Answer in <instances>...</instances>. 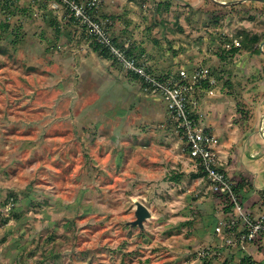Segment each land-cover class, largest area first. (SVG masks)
<instances>
[{"label": "rangeland", "instance_id": "1", "mask_svg": "<svg viewBox=\"0 0 264 264\" xmlns=\"http://www.w3.org/2000/svg\"><path fill=\"white\" fill-rule=\"evenodd\" d=\"M161 1L169 8L158 10ZM252 2L102 0L93 16L161 44L165 67L210 69L228 105L221 143L232 181L241 199L261 187L253 196L264 202V59L228 53L243 33H264V3ZM93 43L57 1L0 0V264H264V245L230 248L215 233L221 204L163 98ZM158 96L161 110L147 101ZM138 203L150 214L142 227L132 224Z\"/></svg>", "mask_w": 264, "mask_h": 264}, {"label": "built area", "instance_id": "2", "mask_svg": "<svg viewBox=\"0 0 264 264\" xmlns=\"http://www.w3.org/2000/svg\"><path fill=\"white\" fill-rule=\"evenodd\" d=\"M61 3L85 28L87 35L105 48L112 60L125 72L138 77L145 93L158 94L166 104V111L174 121L175 128L189 159L208 183V190L219 195L231 206V214L221 209V217L214 231L222 234L225 245L242 248L247 244L264 242V214H252L244 209L234 191V183L227 176L218 158V138L212 132L198 126L190 111L192 94L204 84L213 86L215 78L208 67L183 70L176 75L161 78L130 56L112 39L107 20H96L93 16L102 0H53Z\"/></svg>", "mask_w": 264, "mask_h": 264}, {"label": "crops", "instance_id": "3", "mask_svg": "<svg viewBox=\"0 0 264 264\" xmlns=\"http://www.w3.org/2000/svg\"><path fill=\"white\" fill-rule=\"evenodd\" d=\"M109 22V19L105 17ZM112 19V17H111ZM123 21L116 17L114 18L111 23L110 31L112 39L115 43H117L120 47H122L126 52H128L130 55L136 57L138 60L145 62L148 65H145L149 71L154 73L155 75L159 77H168L171 75H176L179 72V69L174 71L173 69H170L164 66L163 64V56H161L160 52V46L159 47H151L148 48L147 44L144 41H139L136 39L135 35L133 34L130 29L125 26ZM162 63V64H161ZM203 67V66H201ZM197 68V67H195ZM190 70V69H189ZM174 71V72H173ZM211 75L216 79V77L211 73ZM130 80L138 81L133 78H130ZM139 84V85H138ZM138 89H141V83L138 81ZM213 86H209L208 84H204L202 89H199L195 91L191 98H190V111L193 114L194 118L197 121V124L202 129L212 132L215 134L218 138L219 145L217 148L218 152V158L222 164V167L224 168L227 176L232 181L233 179L238 180V177L235 175V172L232 170V165H227L226 163V148L225 146H228L225 141L221 143V137L225 139V136L228 135L227 132H229V126L231 123L228 121V119H225L223 111L228 108V105H224L223 102L218 101V95L216 94L215 90H212ZM147 101L151 103L153 108L160 107L157 103L159 100L158 97H147ZM163 101V100H162ZM222 105V106H221ZM158 106V107H157ZM225 106V107H224ZM159 110V108H158ZM161 110V107H160ZM166 112V109H165ZM259 136V135H258ZM240 156V157H239ZM246 152L244 154L238 155L239 161L241 162L243 158L247 159ZM248 160V159H247ZM230 161V157H229ZM249 175V174H248ZM233 182V181H232ZM253 192H249L250 199H246L244 190L242 193L241 202L244 205H247V209L250 213L256 215L259 214V212L264 211V202H262L261 198L258 195L253 196L254 192L260 191L261 187H257L256 185H253ZM241 196V195H240Z\"/></svg>", "mask_w": 264, "mask_h": 264}, {"label": "trees", "instance_id": "4", "mask_svg": "<svg viewBox=\"0 0 264 264\" xmlns=\"http://www.w3.org/2000/svg\"><path fill=\"white\" fill-rule=\"evenodd\" d=\"M77 1H81V0H77ZM214 6H216L217 8H220V9H226V8H229V9H232V8H234V7H236V5H232V6H229V7H225V6H219V5H217V4H215V3H213L211 0H209ZM252 3H256V4H262L261 2H257V1H253ZM262 5H264V4H262ZM169 2H166V1H161V2H159L158 3V10L160 9H162V7H164L165 9H168L169 8ZM237 6H240V5H237ZM71 18L73 19V20H76L72 15H71ZM95 18V17H94ZM96 19V18H95ZM96 20H98V19H96ZM77 21V20H76ZM78 22V21H77ZM6 25H4V27H5ZM95 42V41H94ZM264 42V33H262V34H253V33H251V34H247V33H243L242 35H240V41H239V43H238V46L237 47H235L234 45H233V47L228 51V53H230L231 55H234V54H236V53H238L241 49H243V50H245V51H248L251 55H253V56H255V57H261V58H263L264 59V45L262 46V48H261V45H262V43ZM117 44V43H116ZM92 46H93V50L95 51V52H97V54H98V56L99 57H101V58H103V59H107V58H110V59H112L111 58V56H110V54L108 53V51L105 49V48H103L101 45H99L98 43H93L92 44ZM122 48V47H121ZM128 55H130L128 52H126ZM131 56V55H130ZM262 72H264V69L262 70ZM130 76L133 78V79H135V80H138V81H140L139 79H138V77H136L135 75H131L130 74ZM264 76V75H263ZM263 76H262V78H263ZM200 175L203 177V175L200 173ZM172 180H178V177H174ZM240 189H242V185H235L234 184V191H235V193L237 194V196H238V198L240 199ZM216 198H217V200L220 202V204H221V209L225 212V213H227V214H231V206H230V204L229 203H227V202H224V201H222V199H221V197L219 196V195H215V194H213ZM13 200L15 201L16 199L13 197ZM241 200V199H240ZM261 200H262V198H261ZM217 221L218 220H216L215 219V224L214 225H216V223H217ZM259 244H261L262 246L264 245V242L263 243H259ZM209 256H210V252L209 251H206V252H204V254L202 255V257H200L201 259H204V260H206L207 258H209ZM250 257H248V259L247 258H245V257H242V259H241V262H242V264H259V263H256V262H254V261H251L250 262ZM247 262V263H246ZM223 264H227V262L225 261Z\"/></svg>", "mask_w": 264, "mask_h": 264}, {"label": "water", "instance_id": "5", "mask_svg": "<svg viewBox=\"0 0 264 264\" xmlns=\"http://www.w3.org/2000/svg\"><path fill=\"white\" fill-rule=\"evenodd\" d=\"M213 3L219 5V6H232L235 4H241L244 3L246 1H257V2H262L264 3V0H237V1H231V2H225V1H219V0H211ZM264 45V42L262 43L261 47ZM259 137L261 139H264V112L260 117L259 120V133H258ZM135 214H136V220L133 221V225H138L139 227L143 226V221L145 219H147L150 214L148 212V210L145 208V206H143L142 204H137L136 206V210H135Z\"/></svg>", "mask_w": 264, "mask_h": 264}]
</instances>
